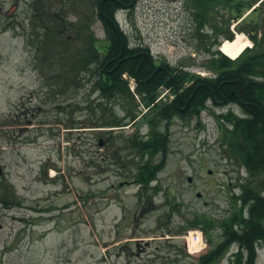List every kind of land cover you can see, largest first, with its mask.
Instances as JSON below:
<instances>
[{
  "label": "rangeland",
  "instance_id": "1",
  "mask_svg": "<svg viewBox=\"0 0 264 264\" xmlns=\"http://www.w3.org/2000/svg\"><path fill=\"white\" fill-rule=\"evenodd\" d=\"M262 1L253 6V22L252 10L236 12L239 20L226 14L225 0L202 24L192 0H141L119 19L133 44L205 76L213 73L205 64L220 48L215 41L225 39L217 22L229 24L234 37L249 38V29L264 47ZM101 23L96 0H0V264H200L221 239L219 228L206 233L187 226L195 216L215 222L226 215L246 174L219 138L217 115L230 106L209 103L198 117L177 114L160 125L168 151L152 159L150 167L161 166L154 181L140 185L145 159L134 157L129 137L149 130L142 118L150 109L136 90L130 89L141 113L136 123L79 127L97 122L103 106L120 116L136 107L126 98L103 101L93 89L92 66H79L90 34L105 39ZM43 27L63 33L46 34ZM163 91L161 101L173 98ZM201 229L203 246L191 254L186 235ZM237 247L215 264H234ZM256 264H264L262 245Z\"/></svg>",
  "mask_w": 264,
  "mask_h": 264
},
{
  "label": "trees",
  "instance_id": "2",
  "mask_svg": "<svg viewBox=\"0 0 264 264\" xmlns=\"http://www.w3.org/2000/svg\"><path fill=\"white\" fill-rule=\"evenodd\" d=\"M138 1L96 0L97 14L106 37L100 39L91 33L79 60L82 69L92 66L93 89L101 94L103 101L126 98L136 107L127 108L126 115L120 116L117 113L108 114L106 110L109 108L103 106L97 122L83 123L79 127L116 129L130 122L136 123L141 113L137 110V98L124 74L133 77L140 102L149 107L151 114L142 118L149 130L145 134L136 131L131 135L128 148L132 149L134 157L145 159L137 179L140 185L147 186L154 181L155 172L161 168L159 164L150 167L152 159L159 153L165 157L168 151V133L159 130L160 125L170 122L177 114L198 117L209 103L217 107L232 105L217 117L221 123L219 138L222 150L230 161L238 162L246 171L245 176H240L236 182V189L240 192L233 190L229 212L223 217L216 218L214 222L195 216L187 227L202 228L206 233L216 228L223 230L221 239L201 257L200 264H215L235 244L238 250L232 256L234 264H256L258 247L264 243V47L248 29L249 38L255 43L254 48L246 49L237 59L228 58L217 49L205 64V68L213 73L205 76L194 74L186 65H174L167 59L156 57L149 46L132 43L130 33L120 27L116 14L121 8L133 9ZM192 1L201 24L210 16L216 17L223 6L222 0ZM225 1L226 14L234 12L232 15L239 20L238 13L252 10L249 20L257 21L258 9L253 6L258 0ZM42 29L46 34L52 31L56 36H60L62 31L50 27ZM214 29L224 33L225 39L234 38L229 24L222 27L217 22ZM215 43L220 44L221 40L217 39ZM166 90L173 94V98L164 102L159 94ZM234 105L239 107V113ZM103 132L113 133L110 129Z\"/></svg>",
  "mask_w": 264,
  "mask_h": 264
},
{
  "label": "bare ground",
  "instance_id": "3",
  "mask_svg": "<svg viewBox=\"0 0 264 264\" xmlns=\"http://www.w3.org/2000/svg\"><path fill=\"white\" fill-rule=\"evenodd\" d=\"M251 46L249 38L243 34L238 33L233 40H225L221 44V50L231 56L232 58H238L242 52ZM203 236L199 230L191 231L187 237V242L191 251L196 253L202 245Z\"/></svg>",
  "mask_w": 264,
  "mask_h": 264
},
{
  "label": "water",
  "instance_id": "4",
  "mask_svg": "<svg viewBox=\"0 0 264 264\" xmlns=\"http://www.w3.org/2000/svg\"><path fill=\"white\" fill-rule=\"evenodd\" d=\"M101 144H102V142H101ZM1 172H2V168H0V173ZM208 172L211 174L213 171L212 170H209ZM192 179H193L192 177H188V181L189 182H192ZM198 196H201V194L199 193Z\"/></svg>",
  "mask_w": 264,
  "mask_h": 264
},
{
  "label": "flooded vegetation",
  "instance_id": "5",
  "mask_svg": "<svg viewBox=\"0 0 264 264\" xmlns=\"http://www.w3.org/2000/svg\"><path fill=\"white\" fill-rule=\"evenodd\" d=\"M105 31V30H104Z\"/></svg>",
  "mask_w": 264,
  "mask_h": 264
}]
</instances>
